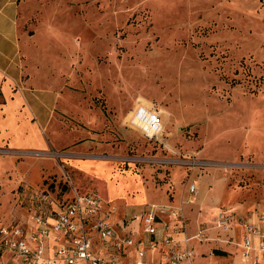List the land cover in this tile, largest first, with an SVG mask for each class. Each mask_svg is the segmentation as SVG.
<instances>
[{"label":"rangeland","instance_id":"obj_1","mask_svg":"<svg viewBox=\"0 0 264 264\" xmlns=\"http://www.w3.org/2000/svg\"><path fill=\"white\" fill-rule=\"evenodd\" d=\"M5 2L19 48L3 35L0 228L67 184L103 195L120 234L152 205L177 208L189 236L219 211L264 217V0ZM139 103L161 111L160 137L129 123Z\"/></svg>","mask_w":264,"mask_h":264},{"label":"built area","instance_id":"obj_2","mask_svg":"<svg viewBox=\"0 0 264 264\" xmlns=\"http://www.w3.org/2000/svg\"><path fill=\"white\" fill-rule=\"evenodd\" d=\"M130 114L129 123L148 140L163 134L161 111L139 103ZM192 164L198 169L208 167L202 162ZM67 189L70 197L58 201L41 193L39 200L43 205L31 217V225L0 228V252L9 257L0 260V264H191L194 248L188 242L192 238L206 239L204 229L192 238L180 239L185 227L181 212L158 205L147 206L134 217L142 236L120 234L102 212L105 201L100 195L81 194L70 184ZM196 192L194 183L188 186L189 194ZM114 211L113 208L110 212ZM231 217L230 213L219 211L215 227L229 231ZM236 225L242 237L238 244L242 263L264 264V228L245 218H238ZM148 252H155V259H148ZM128 259L130 263L126 262Z\"/></svg>","mask_w":264,"mask_h":264},{"label":"crops","instance_id":"obj_3","mask_svg":"<svg viewBox=\"0 0 264 264\" xmlns=\"http://www.w3.org/2000/svg\"><path fill=\"white\" fill-rule=\"evenodd\" d=\"M5 1L6 0L2 2V0H0V18H2L0 21V57L1 58L5 57L4 56L5 51L3 50V47H1L3 35H5V33L12 34L14 39L16 40V45L18 44L17 50L15 52V56L19 48V39H18L19 9L14 7L10 2H5ZM7 7L12 8L13 10L10 13L9 17L6 16L2 17V12ZM14 58L15 57L7 61V64L5 66L2 67L0 66V72L10 68L12 66L11 64L13 63ZM5 60H7L6 57ZM204 204H206V202H203V206H205ZM193 215L195 219L201 216L199 212H194ZM261 217L263 216H261L259 213H256L255 211H251V212L249 211V214L245 216V219L250 221L254 226L258 228H264V219H262ZM237 218H241V217L234 216L231 219L232 221L230 223L229 231L224 232V231H220V229L212 230V233H209L207 235L208 237H206L205 240L203 241L200 240L201 243H197L196 242L197 239L192 238L196 233L191 236L187 234L186 223H185L184 232L179 235V238L180 239H183L184 237L192 238L188 242V244L190 246H193L194 248V257L192 259L191 264H235L234 261L236 260V258H238V262H237L238 264H243L240 259V248L238 246V244L241 243L242 237H241V231L236 225ZM27 224L31 225V222ZM124 224H128V223L125 221ZM129 233L132 234L134 238H139L140 236H142L140 233L139 225L138 227L137 226L134 227ZM254 242L256 243L257 241L255 240ZM182 246L183 245H181V247ZM235 253H237L238 255L236 256ZM155 256H156L155 252L147 253L148 259H155ZM8 258L9 257L6 253L0 252V260L5 261ZM126 262L130 263V260L128 259L126 260Z\"/></svg>","mask_w":264,"mask_h":264},{"label":"trees","instance_id":"obj_4","mask_svg":"<svg viewBox=\"0 0 264 264\" xmlns=\"http://www.w3.org/2000/svg\"><path fill=\"white\" fill-rule=\"evenodd\" d=\"M80 193V192H79ZM81 194H86V193H81ZM102 197L104 198V196L102 195Z\"/></svg>","mask_w":264,"mask_h":264}]
</instances>
